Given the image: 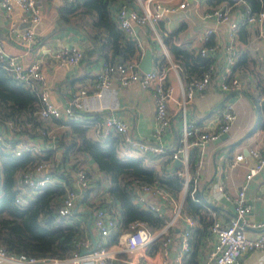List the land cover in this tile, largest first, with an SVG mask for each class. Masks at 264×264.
Masks as SVG:
<instances>
[{
    "label": "built area",
    "instance_id": "built-area-1",
    "mask_svg": "<svg viewBox=\"0 0 264 264\" xmlns=\"http://www.w3.org/2000/svg\"><path fill=\"white\" fill-rule=\"evenodd\" d=\"M75 0H61L63 5H71ZM0 7L8 16L13 7L23 15L27 25L22 30L12 29V35L28 48L35 39L34 25L40 20V11L36 0H0ZM198 13L202 19L213 20L216 23L226 22L228 42L223 46V62L220 66L214 61L218 45L210 41L213 28L205 27L195 35V51L202 57L210 59L206 68L198 78H190L185 83L180 97L175 100L179 127L177 137L171 146L165 144L161 136L170 124L168 103L172 98V88L164 81L165 69L159 66L150 67L148 71H139L137 61L105 62L94 74L93 80L87 86L74 89L68 96L62 109L57 108L49 98V85L42 76L37 61L22 64L14 56L6 54L0 47V59L13 78L24 82L36 93L38 107L33 111L37 120L61 119L88 124L97 135L116 133L118 141L143 156L152 158L165 157L169 164L166 169L170 174L181 178V187L172 193L157 183H129L130 199L134 205L152 212L157 217H163L160 226L149 229L143 220H129L120 227L118 204H109V199L103 193H93L83 203L91 210L90 225L95 230L97 238L94 243L88 237L74 241L71 251L63 257H33L23 253H10L0 247V264H161L168 258L169 245L176 236L178 244L170 259V264H184L190 251L189 237L193 228L198 225L195 216L182 208L183 198L187 194L192 200L202 201L209 216L204 232L199 240V247L204 248V258L201 264H237L242 253L253 250L264 251V217L259 221H247L246 215L251 211V205L246 201L244 188L246 182L264 165V148L257 143L264 136V125L256 129L258 137L254 143L238 151L226 161L225 170L218 169L217 176L207 182L203 188L198 184V175L205 158V148L208 142L217 139L221 133L230 130L236 118V112L231 102L221 104L216 114V124L206 128L194 119L187 117L186 106L196 92H200L216 75L217 88L226 92L240 90L241 80L232 69L237 51L232 44L236 29L240 26L256 25L263 32L264 0H258L255 9H251L246 0H220L215 4L202 0H133L132 3L116 2L112 8L117 27L125 35L133 32V25H147L154 32V24L159 19L183 9ZM83 57L82 47L78 45L58 44L51 51L52 60L58 65L75 66ZM258 66L264 76V57H256ZM172 67L177 64L172 63ZM115 75L120 86L136 83L141 89L148 90L153 101V129L149 139L132 137L129 123L117 113L108 112L98 117L88 118L83 115V98L91 94L99 97L103 88L107 87ZM264 101V94L261 97ZM264 121V103L261 109ZM18 121L14 118H0V150L20 155L27 153L33 160L23 165L17 172L14 189V202L24 204L33 193L50 184H63V179L56 176L52 170V162L43 158V136L30 137L21 131ZM44 136L48 135L42 131ZM194 149L196 160L189 167V150ZM178 160V164H174ZM72 169L69 174V187H66L59 204L58 214L73 216L77 199L83 197L84 190L90 185L91 176L87 168L76 160H71ZM69 165V163H68ZM237 166L245 171L233 195L225 190L226 180ZM198 190V196L195 195ZM264 196V182L260 185ZM208 199V201L205 200ZM224 198L233 204V213L227 218L212 209L211 203H217ZM81 201V200H80ZM262 228L254 237H249L245 228ZM81 249H87L81 252Z\"/></svg>",
    "mask_w": 264,
    "mask_h": 264
},
{
    "label": "crops",
    "instance_id": "crops-1",
    "mask_svg": "<svg viewBox=\"0 0 264 264\" xmlns=\"http://www.w3.org/2000/svg\"><path fill=\"white\" fill-rule=\"evenodd\" d=\"M204 1L202 0V2ZM36 3L41 16L40 20L33 27L35 39L28 48L22 46L11 32L12 29L22 30L27 25L22 13L16 7H13L9 15L5 16L3 9L0 7V47L6 54L14 56L22 64L37 61L40 72L49 85V98L51 102L57 108L62 109L67 102L69 94L74 89L80 86H87L93 80L94 74L101 68L103 63L115 62L119 57H122V54L115 53L112 46H108L100 51L94 49L88 55L83 52V57L75 66L56 64L51 58V51L56 45H78L84 47L85 50L89 48L91 42L86 38L82 29L73 25V23L63 21L59 16L58 8L62 4L61 0H58L57 4L53 0H36ZM74 11L71 12L70 17L75 13ZM81 25L87 30L83 23ZM263 26V32L261 33L256 25L240 26L236 29L232 38V44L238 52L233 70L242 82L240 90L249 99L245 95L235 92L236 90L220 91L216 84L217 77L214 75L204 89L193 95L191 101L186 106L187 117L194 119L206 128H210L216 124V114L221 104L231 102L236 112L233 125L225 133V136L210 141L206 145L204 162L198 175V184L201 188L207 182L216 178V171L218 169L225 170L226 161L231 159L234 153L238 151L243 152L246 147L254 143V138L258 137L256 130L248 132L254 127L257 109L262 115L261 109L264 103L261 99L264 94V76L256 61L258 55L264 57ZM205 27L213 28L210 41H214L218 45L214 61L220 66L223 62V46L229 40L227 23H216L213 20L202 19L198 13L188 8L171 13L166 18L156 21L154 24L155 32L147 25H133V32L128 34L129 38L135 41L140 49V52L135 54L136 59H134L137 61V64L143 56L144 49L148 48L151 53V67L159 66L164 68V81L172 88L173 99L168 103L170 124L165 128L161 136L162 141L168 146L174 143L176 131L179 127V118L174 101L180 97L187 80L195 78L196 76L193 75H197L195 69L192 70L193 73H188L187 75L186 71L178 64L177 67L171 66L172 63H176L169 52L168 43H173L187 51L195 52V35ZM248 93L252 95L257 94L258 107L254 104ZM82 103V113L84 116L93 118L96 115L98 117L108 112L117 113L129 123V131L132 137L141 140L149 139L154 125L153 101L149 91L141 89L136 83L132 82L126 86H120L114 75L112 82L102 89L99 97L89 94L83 98ZM40 124L48 134L43 137L45 149H54L53 158L59 160L62 153L60 143L62 141L67 142L76 137V132L71 126L61 120L44 119L40 120ZM76 128L86 138L92 142H97L101 147L114 144L119 138L114 132L97 135L88 124H78ZM75 140L77 142L78 139L75 138ZM257 145L260 148H264V136ZM127 153L131 152L127 151ZM164 159L165 157L163 156L159 158L145 156L143 157V162L147 167L160 170L162 164H168L167 162L162 163ZM71 160H77L82 163L90 171L91 177L94 176L95 178L99 175V172L94 169L93 161L83 153L74 154V152H71V154H68L62 160L61 168L66 169ZM238 168L242 169L240 166ZM234 175L235 171L231 173L225 183V190L230 195L234 194L243 177V175L240 177L238 175H235V177ZM263 182L264 165L246 182L244 188L246 201L251 205V211L245 216L247 221H259L264 217V196L260 191V185ZM105 184L104 181L103 185L105 186ZM100 192L104 193L101 189L97 193ZM80 200L81 198L75 201L72 219L83 225L84 235L82 237H88L91 240L92 236L93 239H96L97 236L93 227L90 223L88 227L86 225L88 217L86 211H90L89 207ZM205 200L208 201L206 198ZM210 204L218 209L217 212L223 218H227L233 213V204L224 198L219 199L217 203L210 202ZM261 230L263 229L245 228V232L249 237H254ZM177 244L178 239L175 236L168 247V258L166 262L163 260V263L161 260V264H170V259L176 251ZM204 251V248L198 246L195 264H201L204 258ZM184 264L186 263L184 262ZM237 264H264V251L253 250L242 253L238 258Z\"/></svg>",
    "mask_w": 264,
    "mask_h": 264
},
{
    "label": "trees",
    "instance_id": "trees-1",
    "mask_svg": "<svg viewBox=\"0 0 264 264\" xmlns=\"http://www.w3.org/2000/svg\"><path fill=\"white\" fill-rule=\"evenodd\" d=\"M119 1L129 4L133 2V0H75L71 5L61 4L58 8L59 16L63 21L73 23L82 29L86 38L91 42L89 48L84 50L82 47L86 55L94 49L100 51L112 46L115 53L122 54V57L116 61L136 59L135 54L140 52L139 46L117 27L113 17L112 8ZM219 1L206 0L209 4ZM246 1L251 9H255L258 5V0ZM72 11L75 12L71 16L73 19L70 17ZM82 23L87 30L81 25ZM168 44L174 62L182 67L187 75L193 73L192 70L195 69L197 75H192L198 78L210 59L200 56L196 51L191 52L173 43ZM234 65L235 63L232 69ZM248 94L258 107L257 94ZM37 107L36 93L24 82L13 78L5 62L0 59V118H14L18 121L22 132L30 137L39 135L44 137L42 133L44 128L33 115ZM61 121L73 128L76 137L60 143L62 153L59 160L53 158L54 149L51 148L50 152L48 148L44 149L42 157L52 162V170L56 176L63 179V184H50L43 187L40 191L31 194L24 204H17L13 200L17 190L14 189L16 175L23 165L33 160V157L24 152L14 155L0 150V247L10 253H23L33 257H63L71 251L74 241L84 235V227L80 225V222L73 220V216H63L56 211V206L65 188L70 186L69 174L72 165L69 164L66 169H62L61 162L71 152L86 154L93 161L94 169L101 173L90 181V185L84 190L81 202L89 205L87 198L101 189L104 192V199H109V204H114L113 202L118 204L120 227H124L127 221L134 219L145 221L149 229L160 226L163 217H157L152 212L132 203L128 185L132 182L157 183L162 188L176 193L181 187V178L170 174L163 167L155 170L145 166L142 155L125 153L124 148L128 147L119 141L103 147L97 142L90 141L76 128L78 124L84 123L68 119ZM263 125V117L257 109L254 127L248 133ZM175 137H177V131ZM75 138L78 139L77 142ZM195 160V150L190 149V168ZM166 162L167 160H163L162 163ZM233 171L240 177L245 170L237 166ZM102 181H105V186ZM198 194V190H195V195L198 196ZM182 208L188 214L195 216L198 221V225L190 232V251L184 261L186 264H195L196 250L205 226L209 222V216L204 203L192 200L187 194L183 198ZM211 208L218 211L216 207L211 206Z\"/></svg>",
    "mask_w": 264,
    "mask_h": 264
},
{
    "label": "water",
    "instance_id": "water-1",
    "mask_svg": "<svg viewBox=\"0 0 264 264\" xmlns=\"http://www.w3.org/2000/svg\"><path fill=\"white\" fill-rule=\"evenodd\" d=\"M53 1L56 4L58 3V0H53ZM263 28H264V26H263ZM137 66L139 68V71H143V72L148 71L150 69V67H151V53H150V50L148 48L144 49L143 56L139 59ZM235 92H239V93L245 95V93L242 90H237ZM223 136H225V133H221L217 138H220V137H223ZM243 152H245V150H243ZM174 164H178V160H174ZM86 213L88 215L87 220H86V225L88 227L89 223H90L91 213H90V211H86ZM91 240H92V243H94V239H93L92 236H91ZM86 250L87 249H81L80 251L83 252V251H86Z\"/></svg>",
    "mask_w": 264,
    "mask_h": 264
},
{
    "label": "rangeland",
    "instance_id": "rangeland-1",
    "mask_svg": "<svg viewBox=\"0 0 264 264\" xmlns=\"http://www.w3.org/2000/svg\"><path fill=\"white\" fill-rule=\"evenodd\" d=\"M163 18H165V17H163ZM124 151L125 152H131V153H133V154H137V155H139V156H141V153L140 152H138V151H136V150H134V149H130V148H124ZM143 156V155H142ZM143 157H145V156H143ZM162 167H163V169H167L168 167H169V164H162ZM89 173V176H90V171L88 172ZM101 173H99V175H100ZM93 178H94V176H92V178H91V181L93 180ZM102 183L104 184V181H102Z\"/></svg>",
    "mask_w": 264,
    "mask_h": 264
}]
</instances>
